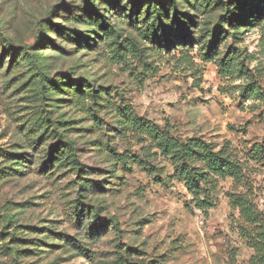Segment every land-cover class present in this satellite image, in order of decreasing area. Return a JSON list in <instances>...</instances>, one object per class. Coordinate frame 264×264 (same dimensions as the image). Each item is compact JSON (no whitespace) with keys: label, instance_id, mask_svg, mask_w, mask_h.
<instances>
[{"label":"rangeland","instance_id":"374dc122","mask_svg":"<svg viewBox=\"0 0 264 264\" xmlns=\"http://www.w3.org/2000/svg\"><path fill=\"white\" fill-rule=\"evenodd\" d=\"M69 1L0 0L2 33L21 48L34 46L41 35L61 47H37L47 54L45 72L52 78L67 73L73 79L89 80V88L106 87L111 92L109 100L129 105L138 117L182 139L200 136L219 146L228 141L241 157L264 211V160L258 152L264 147V17L245 27L239 40H228L244 53L241 65L224 68L221 52L213 51L207 58V50L195 42L184 45L178 41L170 50L162 48L120 23L119 41L127 45L130 41L123 38H133L138 51L122 50L124 55L119 56L106 39L97 40L92 50L76 48L47 31L51 23L83 29L63 18L68 14L61 11L62 6ZM110 18L113 22L116 16ZM15 75L7 86L5 79L0 80V148L31 156H27L30 162L23 174L0 177V264H105L120 253L144 264H248L253 250L236 230L239 213L231 208L227 196L241 189L232 178L219 181L216 205L205 213L195 207L187 187L172 178L173 167L166 158L153 157L154 173L139 165L131 172L114 166L106 145L97 142L101 130L97 124L91 127L89 100L75 103L52 96L46 104H37L28 75ZM251 82L256 83L254 94L249 93ZM105 111L99 114L109 119L111 113ZM48 115L69 121L63 125L64 133L76 142L80 161L89 169L84 176L107 179L102 182L105 187L120 189L91 196L99 215L107 219L108 229L97 239L83 236L81 244L86 250L67 245L65 238L78 233L75 224L65 219L71 200L77 197V175L67 170L47 174L41 169L43 154L31 149L28 127ZM102 139L113 143L115 153L140 152L136 139L117 135ZM113 175L125 182L110 184L116 181Z\"/></svg>","mask_w":264,"mask_h":264},{"label":"trees","instance_id":"16d2710c","mask_svg":"<svg viewBox=\"0 0 264 264\" xmlns=\"http://www.w3.org/2000/svg\"><path fill=\"white\" fill-rule=\"evenodd\" d=\"M63 4L62 12L69 23L83 25L80 31L66 28L58 23H51L47 31L53 32L66 41L74 43L81 50H92L97 40L110 41L113 51L119 56L138 51L137 42L131 37L123 38L130 41L127 45L119 39L122 37L123 26L129 25L143 39L152 41L162 48L171 49L174 44H195L207 50L210 58L213 51L221 52L222 66L241 65L243 50L229 45L228 40H239L245 27L255 24L264 17V0H70ZM116 16L112 22L110 17ZM206 18H205V17ZM193 32L196 35H191ZM60 49L46 35L38 37L34 46L21 48L13 45L2 33L0 27V80L5 79V86L15 79V73L25 77L35 86L37 104H46L52 96L59 100L84 103L89 100V108L93 124L101 130L97 142L106 145L107 155L114 166H121L131 172L134 165L144 167L152 173L157 172L153 157L166 158L173 167L172 178L183 183L190 194L196 208L205 213L216 205L214 192L221 179L232 178L237 187L229 191V204L239 216L235 221L236 230L242 240L253 250L248 264H264V211L257 203L254 187L245 172L244 163L236 150L226 141L221 146L200 136L185 139L177 137L166 127L154 121L138 117L129 105H119L109 100L111 92L106 87L89 88L91 83L84 78L73 79L67 73L60 77H50L45 72L44 59L47 56L42 48ZM222 45V48L220 46ZM226 49L224 51L223 48ZM10 57V58H9ZM15 75V76H14ZM18 75V74H17ZM8 78V80H7ZM66 78L67 80H63ZM24 84V83H23ZM250 85L255 92V82ZM84 87H88L85 90ZM38 106V105H37ZM106 108L111 113L109 119L101 116L99 111ZM69 121H59L51 116L36 119L28 127L31 133V149L42 153L41 169L47 174L55 170H67L77 175L75 181L77 197L71 200L65 219L73 222L78 229L77 235L70 238L65 235L67 245L83 248L82 237L97 239L102 230H107V219L99 215V206L92 204V195L103 191H118V188H107L102 182L88 179L86 165L82 164L76 148V142L65 135L67 128L63 125ZM89 130V129H86ZM114 135H113V134ZM130 137L140 144V152L128 154L127 150L115 153L113 143L103 140V136ZM261 160H264V147H260ZM117 154L114 158L112 154ZM25 152H12L0 148L1 176H17L23 174L30 162ZM111 170L110 173H113ZM116 181H108L114 186H121L123 177L113 175ZM162 180V179H161ZM113 224H117L111 220ZM113 225V226H115ZM113 228V227H112ZM24 251V250H22ZM18 253V251H17ZM105 264H144L129 261L123 253L116 260Z\"/></svg>","mask_w":264,"mask_h":264}]
</instances>
